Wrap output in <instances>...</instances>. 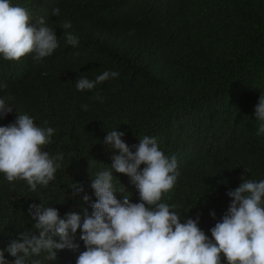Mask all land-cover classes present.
<instances>
[{"label":"trees","instance_id":"obj_1","mask_svg":"<svg viewBox=\"0 0 264 264\" xmlns=\"http://www.w3.org/2000/svg\"><path fill=\"white\" fill-rule=\"evenodd\" d=\"M10 3L28 10L37 27L43 18L59 46L41 61L0 56V84L7 85L0 98L13 107L0 126L27 114L38 126L52 127V143L44 150L52 157L62 153L63 161L55 179L35 191L0 173V249L19 233L34 231L31 204L56 208L61 218L78 213L81 223L85 209L91 214L97 199L91 178L111 170L112 157L119 154L103 144L113 130L125 133L121 139L133 152L149 136L166 156L176 157L179 175L161 202L175 205L171 210L181 222L198 219L211 239L210 230L231 202L227 193L242 177L264 180V135H256L255 115L264 95V0ZM65 22L70 29L62 27ZM66 32L79 39L77 47L66 43ZM104 71L119 76L93 90H77L78 79L95 80ZM113 186L121 202L125 196L141 202L129 176L114 173ZM84 195L90 197L87 203ZM81 234L78 229V249L56 250L55 260L42 251L28 264H76L85 250ZM5 258L14 260L6 252Z\"/></svg>","mask_w":264,"mask_h":264},{"label":"clouds","instance_id":"obj_2","mask_svg":"<svg viewBox=\"0 0 264 264\" xmlns=\"http://www.w3.org/2000/svg\"><path fill=\"white\" fill-rule=\"evenodd\" d=\"M59 13V8L53 9V15ZM38 24L32 23L25 8L0 0V56L9 61H19L26 55L36 61L51 56L59 46L56 32L44 26L43 18ZM62 27L70 29L71 23L65 22ZM65 40L72 47L79 45V39L70 32L65 33ZM118 76L117 72L104 71L95 80L78 79L76 88L93 90ZM6 87L0 84V88ZM82 107L86 109L87 105ZM12 111L13 107L0 98V119ZM255 115L260 122L256 135H264V95ZM53 135L52 127L38 126L27 114L0 126V173L8 182L25 181L32 191L38 185L46 187L63 161L62 153L52 157L44 150ZM124 135L113 130L103 140L106 147L119 150V154L112 157L111 170L98 171L91 178L97 198L90 205L91 214L85 209L81 223L78 213L69 212L61 218L56 208L29 205L34 231L19 233L0 249V264H28L42 251L48 253L49 260H55L56 250L79 248L74 243L78 229L85 250L79 253L76 264H222V256L226 264H264V180L242 177L240 185L227 193L231 202L222 220L210 230V239L198 227V219L181 222L180 215L171 210L176 206L161 202L176 184V157L166 156L149 136L140 139L133 152L121 139ZM114 173L130 177L141 202L132 203L128 196L122 202L116 198ZM71 187L83 191L77 185ZM83 200L87 203L90 197L84 195ZM211 215L215 217L214 212ZM5 252L14 260H7ZM31 264L39 262L31 260Z\"/></svg>","mask_w":264,"mask_h":264}]
</instances>
